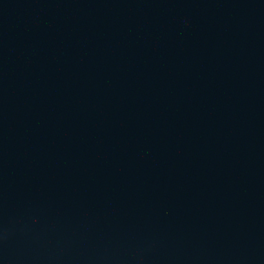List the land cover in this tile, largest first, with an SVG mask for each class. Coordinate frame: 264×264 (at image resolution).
I'll use <instances>...</instances> for the list:
<instances>
[{
	"label": "water",
	"instance_id": "obj_1",
	"mask_svg": "<svg viewBox=\"0 0 264 264\" xmlns=\"http://www.w3.org/2000/svg\"><path fill=\"white\" fill-rule=\"evenodd\" d=\"M0 264H264V0H0Z\"/></svg>",
	"mask_w": 264,
	"mask_h": 264
}]
</instances>
